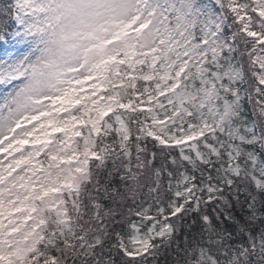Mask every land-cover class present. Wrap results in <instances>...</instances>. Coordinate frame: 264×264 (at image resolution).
Segmentation results:
<instances>
[{"label": "snow or ice", "instance_id": "snow-or-ice-1", "mask_svg": "<svg viewBox=\"0 0 264 264\" xmlns=\"http://www.w3.org/2000/svg\"><path fill=\"white\" fill-rule=\"evenodd\" d=\"M0 152V264H264V0H3Z\"/></svg>", "mask_w": 264, "mask_h": 264}, {"label": "rangeland", "instance_id": "rangeland-1", "mask_svg": "<svg viewBox=\"0 0 264 264\" xmlns=\"http://www.w3.org/2000/svg\"><path fill=\"white\" fill-rule=\"evenodd\" d=\"M92 83V81H88L85 86H84V94H87V92L90 90L89 89V85ZM62 115V114H61ZM35 123V122H33ZM29 129H31L32 125H26ZM43 134L39 131V129H37L35 132H34V136H42ZM54 135H60L59 133H56ZM32 137H29V143L28 144H25L23 146H21V149L20 151H24L25 149H30L32 148L34 145L32 144ZM18 153L17 152H12L11 155H9V153L7 152H0V162H3L4 164H7L9 161L12 160V156H17ZM43 158V154H41L40 157H37L36 160H39V159H42ZM36 160L33 161V163L36 162ZM19 169H16V172H18ZM13 175H15V172L13 173ZM12 218L13 220H16L18 219V214L15 213V212H12ZM5 224H7V218H5Z\"/></svg>", "mask_w": 264, "mask_h": 264}, {"label": "trees", "instance_id": "trees-1", "mask_svg": "<svg viewBox=\"0 0 264 264\" xmlns=\"http://www.w3.org/2000/svg\"><path fill=\"white\" fill-rule=\"evenodd\" d=\"M0 2H3V0H0ZM162 264H163V261H162Z\"/></svg>", "mask_w": 264, "mask_h": 264}]
</instances>
